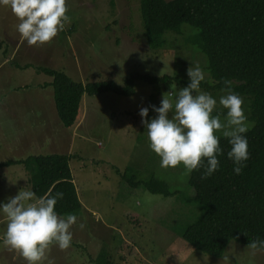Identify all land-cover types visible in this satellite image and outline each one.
Returning a JSON list of instances; mask_svg holds the SVG:
<instances>
[{
    "label": "rangeland",
    "instance_id": "1",
    "mask_svg": "<svg viewBox=\"0 0 264 264\" xmlns=\"http://www.w3.org/2000/svg\"><path fill=\"white\" fill-rule=\"evenodd\" d=\"M139 1L66 0L70 22L51 41L50 47L57 45L64 50L55 68L62 66L70 52L72 55L71 71H55L82 84L114 81L123 85L127 79L139 75L167 76L176 78L179 83L152 85L135 79L132 97L85 96L79 116V121L84 118V127L79 125L71 130L73 155L70 160L82 204L75 215L85 228L80 230L73 226V239L67 249L50 246L44 264H94L102 250L110 252L112 264H264V251L253 252L231 242L222 258H213L194 250L181 237L205 210L194 201L195 192L188 184L190 174L182 165L166 169L159 166L160 158L148 147L138 113L141 107H148L147 119L154 118L156 114L149 106L159 107L162 95L173 99L175 93L187 85L186 70L191 63L203 69L205 79L201 83H211V78L205 56L193 43L198 31L190 26L184 25L180 34L167 33L164 49L153 53L148 49ZM180 49L182 53L177 51ZM1 77L0 74V80ZM34 92L31 87L27 93ZM216 111L224 112L218 104L213 114ZM6 121L0 104V131L5 129ZM248 123L250 130L253 124ZM9 154L6 149L0 152V162L13 160L8 157L15 154ZM20 171L19 166L0 169V202L15 196L27 184L30 187L26 182L29 174H23V179ZM124 174L128 175L127 179ZM132 176L136 182H146L151 177L164 181L175 196L164 198L151 195L142 186L131 188L134 183L131 181V185L129 177ZM5 222L0 217V232ZM0 264L26 262L23 258L17 260V252L0 246Z\"/></svg>",
    "mask_w": 264,
    "mask_h": 264
},
{
    "label": "trees",
    "instance_id": "2",
    "mask_svg": "<svg viewBox=\"0 0 264 264\" xmlns=\"http://www.w3.org/2000/svg\"><path fill=\"white\" fill-rule=\"evenodd\" d=\"M139 3L148 49L152 53L164 49L165 35L180 34L184 25L197 30L198 36L193 43L205 56L211 78V83H201L199 89L213 93L218 99L222 90L230 87L242 97L247 120L253 124L246 133L249 159L241 174L233 173L232 162L224 155L219 157V170L208 179H201V170H194L189 177L188 184L195 192L194 201L205 212L181 237L194 250L222 258L231 242L247 247L250 240L264 238V0H140ZM177 51L182 53L181 49ZM40 71L52 80L48 87L52 88L58 118L66 129L79 126L85 96L132 97L135 79L152 85L179 83L176 78L167 76L139 75L127 79L123 85L114 81L82 84L60 71ZM220 146L225 152L229 147L222 135ZM70 160L71 156L65 155L37 156L0 163V169L23 166L29 174L30 187L38 197L50 191L52 194L63 192L56 210L75 215L82 204L74 185ZM126 176L124 174L127 179ZM129 178L128 181L134 183L131 188L142 186L151 195L175 196L167 183L155 177L146 182H136L135 176ZM110 260V252L102 250L93 263L112 264Z\"/></svg>",
    "mask_w": 264,
    "mask_h": 264
},
{
    "label": "clouds",
    "instance_id": "3",
    "mask_svg": "<svg viewBox=\"0 0 264 264\" xmlns=\"http://www.w3.org/2000/svg\"><path fill=\"white\" fill-rule=\"evenodd\" d=\"M8 5L19 21L16 31L29 46H39L53 40L63 31L70 16L66 0H0ZM188 83L169 99L162 95L159 107L150 105L156 114L147 119L148 107L139 109L149 149L159 159L161 168L182 165L186 173L201 170L206 180L220 168L219 157L226 155L232 162L234 174H241L249 159L246 133L249 123L244 101L230 87L223 89L217 98L199 91L205 73L199 64H190L186 70ZM227 84V82H225ZM171 95V93H169ZM217 104L224 110H214ZM220 133L227 140L228 150L220 146ZM63 192L37 196L27 184L15 196L0 202V217L6 221L0 232V246L17 252L26 264H44L50 246L60 250L70 247L73 226L85 228L74 214H61L56 210ZM248 249L264 251V238L249 241Z\"/></svg>",
    "mask_w": 264,
    "mask_h": 264
},
{
    "label": "crops",
    "instance_id": "4",
    "mask_svg": "<svg viewBox=\"0 0 264 264\" xmlns=\"http://www.w3.org/2000/svg\"><path fill=\"white\" fill-rule=\"evenodd\" d=\"M18 22L8 5H0V104L4 120L7 119L5 129L0 131V152L6 149L8 154L12 152L9 155L15 154L8 157L13 160L0 163L25 161L37 156H71L72 129H66L61 124L53 91L48 87L51 79L40 71H71V52L62 61V66L55 68L57 61L64 55V50L57 45L50 47L51 41L39 46H29L16 31ZM31 87H34L35 92L27 93ZM82 120L84 118L81 117V128L84 127ZM24 153L29 154L23 155ZM18 166L22 169L20 174L24 179L23 174L28 173L23 166ZM26 182L30 184V178H26ZM20 258L22 257L17 253V260Z\"/></svg>",
    "mask_w": 264,
    "mask_h": 264
}]
</instances>
